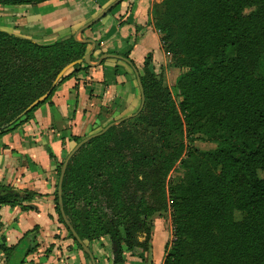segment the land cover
Here are the masks:
<instances>
[{
    "label": "trees",
    "instance_id": "obj_1",
    "mask_svg": "<svg viewBox=\"0 0 264 264\" xmlns=\"http://www.w3.org/2000/svg\"><path fill=\"white\" fill-rule=\"evenodd\" d=\"M48 1L52 0H0V6ZM166 3L176 10V17L170 19L173 23L156 22L155 30L164 36L161 42L180 34L179 61L186 74L177 82L179 108L162 78L149 70L152 56L147 54L139 76L145 99L142 112L73 156L62 182L64 216L85 247L108 237L113 264H123V249L147 252L149 220L169 209V195L175 240L169 250L165 247L164 264H182L187 256L204 253H216L222 264H264V77L259 72L264 0ZM81 42L72 36L43 45L0 31V138L50 103L64 82L89 69L75 66L53 86L66 66L89 53V45ZM131 67L135 68L132 63ZM47 93L42 104L26 112ZM198 103L220 114V146L207 153L194 150L183 160L184 123L193 125V106ZM62 164L56 170L58 178ZM177 164L180 181L168 188L167 177ZM35 198L33 192L0 187V206L28 211L24 204ZM54 200L58 223L83 252L60 215L57 191ZM235 213L244 217L243 223L234 222ZM26 236L13 248L0 247L5 264H23L34 252Z\"/></svg>",
    "mask_w": 264,
    "mask_h": 264
},
{
    "label": "crops",
    "instance_id": "obj_2",
    "mask_svg": "<svg viewBox=\"0 0 264 264\" xmlns=\"http://www.w3.org/2000/svg\"><path fill=\"white\" fill-rule=\"evenodd\" d=\"M114 1L52 0L35 6H0V31L38 44H51L74 37ZM151 3L152 0H124L86 30V39L95 43L92 57L126 55L138 74L147 54L153 60L159 58L155 31L149 28L136 36L133 25H142ZM39 36H43V41ZM139 105L140 95L132 68L108 59L64 82L55 90L50 103L39 107L29 121L0 138V187L36 195L30 204H24L30 208L28 211L0 206V247L13 248L27 235L34 252L23 264H91L58 223L54 204L56 170L76 146L74 138L84 139L112 122L132 116ZM151 245L143 255L144 260L137 256V251L127 254L123 249V264H160L162 257L153 255ZM86 247L95 264H113L108 237ZM5 260L0 251V264H5Z\"/></svg>",
    "mask_w": 264,
    "mask_h": 264
},
{
    "label": "rangeland",
    "instance_id": "obj_3",
    "mask_svg": "<svg viewBox=\"0 0 264 264\" xmlns=\"http://www.w3.org/2000/svg\"><path fill=\"white\" fill-rule=\"evenodd\" d=\"M171 8L172 7L166 3V0H152V3L148 7L147 18L143 16V21H141L142 25H140V27H138L139 25L136 26L134 23L133 25L135 26L136 29L135 32L136 36L142 35L141 34L142 30H145L144 32H147L149 28L153 29L157 34L159 47H160V57L154 60L153 57H151L149 63L150 64L149 70L152 72V74L162 78L164 88H166L170 92L174 103L176 104L177 108H179L181 99L178 97V93L176 90L177 82L182 75L186 74V69L181 67L179 61L181 55L178 53L179 49L177 46L178 44H180V34L178 32L177 36L175 37L176 33H174V36L169 41L161 42L164 36L155 30L156 22L169 21L173 23L172 20L175 19L176 17L175 16L176 10L174 8L172 9ZM138 28H140L141 31H139L140 29ZM81 34L77 36V40L85 41L86 40L85 31L82 32ZM42 37L39 36L40 41H43ZM88 50L90 52L91 50L90 45L88 47ZM98 60L99 59H95L93 57L92 63L96 64ZM259 72L264 77V56L259 61ZM139 75H143L142 68L139 70ZM193 108L197 112L194 118L193 125L189 126L184 123L185 152L183 155V160H186L188 154L192 153L194 150H197L201 153H207L217 149L220 146L219 137L222 134L219 131L220 129L216 124V120L220 117V114L209 111L204 103L195 104ZM179 168L180 165L177 164L173 169V171H171L170 174L168 175L166 180V184L168 188H170L174 184L179 183L181 178ZM168 192L170 191L167 190V194ZM169 197L170 196L167 195L169 209L160 217L158 215H155L149 220L150 240L148 243V250H149V244H152L151 248L153 255L157 257L160 255V257H162V261L160 264H164V260L166 258L165 247L167 246L169 250L173 246V242L175 240L174 225L171 217L172 211L170 210ZM146 200L147 203L149 204L151 203L150 199L147 198ZM233 220L235 223H243L244 217L239 213H235L233 215ZM161 247H163V250L161 249ZM125 250L127 254L137 251L138 252L137 256L140 259H142L141 257H143L144 255L141 252V250H134L132 252H129L126 248ZM182 264H222V263L216 253H204L202 256L197 254H195L194 256H187L183 260ZM223 264H238V263H232L231 261H227Z\"/></svg>",
    "mask_w": 264,
    "mask_h": 264
},
{
    "label": "water",
    "instance_id": "obj_4",
    "mask_svg": "<svg viewBox=\"0 0 264 264\" xmlns=\"http://www.w3.org/2000/svg\"><path fill=\"white\" fill-rule=\"evenodd\" d=\"M123 0H115V2L113 4H111L110 6H108L107 8H105L104 10H102L100 12V14L94 18V20H92L91 22L87 23L86 25H84L83 27H81L74 35L73 39L75 41H78L77 40V36L80 35L82 32L86 31V30H89L91 27H93L96 23H98L101 19H103L106 14L114 7H116L117 5H119ZM81 43H84V44H87V45H90L91 46V50L90 52L85 55L81 60H78L72 64H69L68 66H66L59 74L58 76L56 77L55 81L53 82V86H56L58 84V82L60 81V79L65 76L70 70H72L75 66H81L82 64H84L85 66L89 67V68H92V67H98L101 65L102 62L108 60V59H115V60H118V61H121V62H124L125 64L129 65L131 67V63L123 58L122 56H115V55H102L100 56L99 60L97 61L96 64H92L91 63V57L94 53V50H95V43L92 41V40H86L84 42H81ZM132 68V67H131ZM134 74H135V77H136V82H137V87H138V90H139V95H140V105H139V108L137 110V112L135 114H133L132 116H128V117H125V118H122L120 120H117L115 122H112L110 124H108L105 128H103L100 132L96 133V134H93L91 136H88L86 138H84L83 140H81L74 148L73 150H71V152L66 156L63 164H62V167H61V170H60V175H59V178H58V184H57V203H58V206H59V212H60V215L63 219V222L66 226V228L68 229V231L70 232V234L72 235V237L75 239L76 243L82 248V251L83 253L88 256L91 264H95V261H94V258L92 256V254L90 253L89 249L87 247H85L83 245V243L79 240V238L77 237V235L74 233L73 229L69 226L65 216H64V213H63V209H62V199H61V196H62V182H63V178H64V174H65V171H66V168H67V165L68 163L70 162V160L73 158V156L85 145L87 144L88 142H90L91 140L95 139V138H98L102 135H104L108 130H110L111 128L113 127H117L119 125H121L122 123H124L125 121H128V120H131L135 117H137L143 110V107H144V93H143V89H142V86H141V82H140V77H139V74L137 72V70L135 68H132ZM50 93V92H49ZM49 93H47L46 95L38 98L37 100H35L26 110V112H29L30 110H32L33 108H35L36 106H38L39 104H42L47 98H48V95Z\"/></svg>",
    "mask_w": 264,
    "mask_h": 264
}]
</instances>
